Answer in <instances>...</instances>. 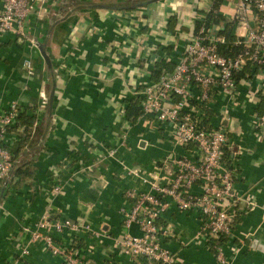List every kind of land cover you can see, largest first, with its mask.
Wrapping results in <instances>:
<instances>
[{"label":"crops","instance_id":"1","mask_svg":"<svg viewBox=\"0 0 264 264\" xmlns=\"http://www.w3.org/2000/svg\"><path fill=\"white\" fill-rule=\"evenodd\" d=\"M237 4L238 0H47L24 21V31L34 37L36 48L14 32L0 36V116L14 101L21 108L35 104L39 124L49 125L45 148L30 155L34 176L19 189L7 184L0 191V264H63L61 257L22 230L32 226L48 204L53 214L89 224L90 230L78 238L83 264H143L115 244L123 232V212L131 204L126 191L169 184L174 162L192 153L190 147L168 140L156 121L153 127L140 116L134 122L127 119V100L153 82L151 71L160 58L178 60L195 33V22L208 12L222 17L212 23L217 31L232 21L234 36L244 35L246 26L234 19ZM55 11L59 18L51 16ZM245 20L253 24L251 14H245ZM26 57L33 65L30 75L23 67ZM245 75L237 82L234 99L213 87L205 113L211 125L225 126L238 151L233 184L238 221L223 243L227 264H264V129L254 126L258 93L264 90L260 75ZM40 90L45 95L42 104ZM14 140L13 134H5L4 143ZM79 161L87 168L72 175ZM71 175L74 180L65 193L50 198V187ZM189 192L199 194V184ZM160 222L169 231L161 244L177 264H221L199 234L198 212L171 203ZM128 231L140 234L135 224ZM50 233L56 243L66 240L54 230Z\"/></svg>","mask_w":264,"mask_h":264},{"label":"built area","instance_id":"2","mask_svg":"<svg viewBox=\"0 0 264 264\" xmlns=\"http://www.w3.org/2000/svg\"><path fill=\"white\" fill-rule=\"evenodd\" d=\"M0 36L11 31L31 48L37 47L34 37L24 31V21L47 0H0ZM252 15V25H248L245 14ZM236 21L246 26V33L236 37L235 44L241 45V51L233 56H224L218 50V43L224 37L210 23L200 28L186 42L185 49L174 68L163 72L157 81L143 85L139 92L142 114L140 119L166 132L168 140L180 147H190L191 156L176 160L172 169V180L167 185H153L149 191L127 190L131 204L124 213L123 232L116 240V248L123 254L141 261L143 264H177L176 257L165 247L161 240L169 236L167 226L160 222L162 213L174 203L180 210H195L199 213L200 232L209 249L214 250L215 259L221 264L229 262L223 251V244L216 240L228 237L238 216V197L234 191L237 149L231 145L224 125L213 126L207 121L205 108L208 105L213 87L228 98L237 95L236 74L245 66L259 67L262 87L264 77V0H238ZM170 60L171 56L165 57ZM28 75L33 74L31 59L23 60ZM196 89V93L193 90ZM44 91L40 90L39 100L44 103ZM21 107L12 102L6 112L0 116V180L6 186L12 180L15 164L10 151L3 146L6 126L12 125ZM255 128L264 129V113L254 117ZM229 148L230 152L225 153ZM115 150L109 151L112 156ZM87 166L78 162L72 175ZM67 180L56 181L48 196L63 195L66 186L71 184L73 176ZM199 184L200 193L189 192L193 184ZM135 224L140 232L133 235L128 231ZM33 242H40L51 253L61 257L63 264H83L79 236L90 230L86 221L70 219L60 212L53 214L48 204L33 225L22 228ZM64 236V243H56L50 231ZM73 240L67 242V236Z\"/></svg>","mask_w":264,"mask_h":264},{"label":"trees","instance_id":"3","mask_svg":"<svg viewBox=\"0 0 264 264\" xmlns=\"http://www.w3.org/2000/svg\"><path fill=\"white\" fill-rule=\"evenodd\" d=\"M119 3V2H118ZM113 6H121L122 4L112 3ZM134 6V5H133ZM132 4L129 6H124V9H129L133 7ZM55 18H59L60 15L58 11L52 12L51 16ZM222 17L217 15L214 16L213 12L210 11L205 17L204 26H208L210 23L218 22ZM200 28V22H195L194 32L197 33ZM233 22L227 21L223 28L218 31L220 36L224 37V42L218 43V50L224 56L233 57L237 55L241 51V45L235 44L236 37L232 32ZM175 61L167 60L165 58H160L154 65L151 71V78L153 82L157 81L158 77L163 72H169L174 68ZM259 73V67L254 66L253 69H250V66H245L241 71L236 74L237 82L240 78L251 77L253 74ZM263 85H264V77H263ZM258 105L255 108V112L257 115L264 113V94L258 93ZM141 98L140 96H135V98H131L127 100L126 107V116L127 119L134 122L137 118L142 114V108L140 106ZM206 109V108H205ZM37 105L33 104L31 106H24L20 109L16 118L13 121L12 125L6 126L4 134H13L15 140L11 145L6 142L2 145L5 146L11 153L12 160L15 164V169L13 173V177L10 185H15L17 189H19L27 180L31 179L34 176V164L33 160L30 158V155L33 152H38L45 148V134L49 130V125L47 124H39V120L37 118ZM203 124L207 125V121L204 120ZM230 149L226 148L225 153H229ZM4 180H0V191L3 187ZM51 188V187H50ZM238 221V216L235 220V223ZM67 242L73 240V237L67 236ZM227 237L222 235L219 237L216 242L218 244H223L226 241ZM80 246V241L78 242ZM211 252L214 254V250L210 248Z\"/></svg>","mask_w":264,"mask_h":264}]
</instances>
